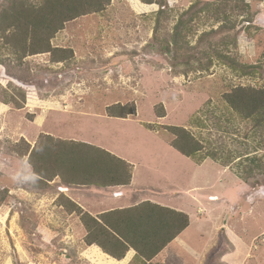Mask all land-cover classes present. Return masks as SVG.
<instances>
[{
    "label": "rangeland",
    "instance_id": "obj_1",
    "mask_svg": "<svg viewBox=\"0 0 264 264\" xmlns=\"http://www.w3.org/2000/svg\"><path fill=\"white\" fill-rule=\"evenodd\" d=\"M154 1L166 6L159 23V5L143 0H111L102 13L66 23L51 45L70 50L68 61L29 56L10 64L11 75L0 65V99L16 98L14 88L25 93L19 109L0 101V264H131L132 251L115 261L83 244L79 216L62 206V194L93 215L146 200L184 212L189 226L165 248L164 264H264V170L247 183L238 176L245 158L264 162V126L255 129L223 102L236 87L264 88V0H246L252 21L232 16L230 31L195 19L170 54L163 52L178 16L196 0ZM219 40L250 74L208 61ZM117 103H132L134 114L108 118L105 108ZM160 105L162 118L154 114ZM166 126L188 129L214 158L178 154ZM41 134L130 160L131 184L84 188L34 176L29 155ZM22 141L13 153L11 144Z\"/></svg>",
    "mask_w": 264,
    "mask_h": 264
},
{
    "label": "trees",
    "instance_id": "obj_2",
    "mask_svg": "<svg viewBox=\"0 0 264 264\" xmlns=\"http://www.w3.org/2000/svg\"><path fill=\"white\" fill-rule=\"evenodd\" d=\"M110 1L4 0L0 3V53H4L5 56L0 58V65L11 75L10 64L22 65L24 59L29 56L48 53L51 56L50 60L55 63L70 60L72 52L68 49L52 47L51 40L64 29L66 23L85 15L102 13L110 5ZM258 1L261 2V0ZM143 3L159 5L156 12L157 23L167 16L166 6L162 2L143 0ZM232 16L234 19H237V16H243L242 19L250 23L252 15L249 2L246 0L194 1L178 16L163 54L176 51L178 40L182 42L181 35L185 31L191 32L195 19L212 18L218 23L222 22L217 30L221 32L234 28ZM210 32L215 31L201 34L203 40L210 36ZM227 44L224 40H219L212 50L214 58L206 55L209 58L208 61L214 59L225 63L235 71L250 74L248 71L250 67L228 56V52L224 53ZM205 66L206 64L202 65L203 70L208 69V66ZM14 91L16 98L4 92L0 101L4 104L12 103L18 109L22 108L17 100H25V93L18 88H14ZM223 102L241 119L250 121L255 129L264 126V88L236 87L223 95ZM105 114L111 119L125 120L127 116L134 114V105L132 103L123 106L118 103L110 105L105 108ZM154 114L158 118L164 117L163 107L161 105L155 107ZM195 122H199V119ZM145 128L155 131L150 124H146ZM164 129L173 137L169 145L178 154L194 159L197 163L209 157L214 158L210 153H203V143L188 129L182 126H166ZM21 143V145L18 142L11 144V151L16 153V149H23L25 142ZM35 156L37 158H34ZM29 158L34 176L46 181H52L57 177L65 186L97 189L127 187L132 179V164L85 142L62 140L41 134ZM34 159L36 160L32 162ZM245 161L248 162L246 167L244 165L245 174L241 172L238 176L247 183L250 177L263 172L264 162L256 156L247 157ZM42 170L50 171L51 175L45 178ZM59 198V202L69 213L79 216L85 231L83 244L87 247L95 246L96 248L97 246L103 254L115 261H121L129 251H133L131 264H164L165 248L189 226V217L184 212L149 200L93 215L82 210L63 194Z\"/></svg>",
    "mask_w": 264,
    "mask_h": 264
},
{
    "label": "crops",
    "instance_id": "obj_3",
    "mask_svg": "<svg viewBox=\"0 0 264 264\" xmlns=\"http://www.w3.org/2000/svg\"><path fill=\"white\" fill-rule=\"evenodd\" d=\"M60 137H62V136H60ZM121 158V157H120ZM123 159V158H122ZM124 160H126V159H124ZM126 161H128L130 164H132L133 165V163H131V161L130 160H126ZM132 180V179H131ZM131 184V183H130ZM114 188V187H113ZM166 207H168V208H173V207H170V206H166ZM119 208H123V207H119ZM173 209H175V208H173ZM177 210V209H176ZM107 211V210H106ZM102 212H104V211H101V212H99V213H102ZM129 252H131V251H129ZM133 252V251H132ZM134 253V252H133Z\"/></svg>",
    "mask_w": 264,
    "mask_h": 264
},
{
    "label": "clouds",
    "instance_id": "obj_4",
    "mask_svg": "<svg viewBox=\"0 0 264 264\" xmlns=\"http://www.w3.org/2000/svg\"><path fill=\"white\" fill-rule=\"evenodd\" d=\"M157 204V203H156ZM162 206V205H161ZM164 207H166V206H164ZM171 209H173V208H171ZM174 210H176V209H174ZM178 211V210H177ZM189 217V216H188ZM190 222V221H189Z\"/></svg>",
    "mask_w": 264,
    "mask_h": 264
}]
</instances>
